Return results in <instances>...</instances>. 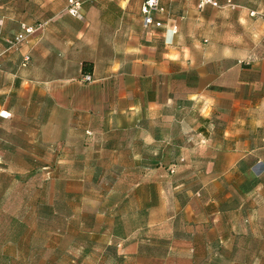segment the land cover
<instances>
[{
	"label": "crops",
	"instance_id": "crops-1",
	"mask_svg": "<svg viewBox=\"0 0 264 264\" xmlns=\"http://www.w3.org/2000/svg\"><path fill=\"white\" fill-rule=\"evenodd\" d=\"M67 1L0 0V111L12 116L0 119V142L9 143L5 131L14 123L24 125L26 136L23 144L9 143L2 156L24 158L29 166L26 158L56 151L64 157L75 142L87 141H95L91 147L100 157L125 151L132 160L123 167L121 187L131 192L121 195L120 204L132 194L142 196L135 224L121 230L116 221L123 216L117 219L113 209L84 210L93 216L91 225L84 223L89 218L80 224L91 239L87 246L103 237L104 252L134 264H264V248L254 255L264 229L254 223L257 216L241 218L239 209L229 207L237 198L223 184L231 177L264 182V57L244 62L225 56L220 46L237 40L228 30L248 19L252 7L201 10L200 0H160L152 15L157 27L145 25L146 0H85L82 19L68 14ZM24 27L35 32L11 48L8 40ZM86 67L92 82L83 81ZM245 103L247 121L240 114ZM225 108L220 143L216 116L209 114ZM246 122L248 131H241ZM177 137H183L186 164L175 170L185 176L176 182L173 165H160V159L174 155ZM214 157L223 163L206 160ZM85 167L78 188L87 181L89 187ZM118 171L116 165L102 170ZM164 183H171L172 196ZM215 184L219 192L211 195ZM187 188L195 191L176 200L177 190ZM241 188L234 185V191ZM257 189H248L247 197ZM144 190L151 193L144 197ZM242 219L247 225L241 231L234 221Z\"/></svg>",
	"mask_w": 264,
	"mask_h": 264
},
{
	"label": "rangeland",
	"instance_id": "rangeland-1",
	"mask_svg": "<svg viewBox=\"0 0 264 264\" xmlns=\"http://www.w3.org/2000/svg\"><path fill=\"white\" fill-rule=\"evenodd\" d=\"M236 2V5L241 7L247 8L250 5L252 10L250 8L248 19L245 18L239 22L238 28L228 30L235 39L237 37V40L223 41L220 44L222 52L225 56H238L244 62L254 56L264 57V0H236ZM228 63L229 61H225L224 67H227ZM246 107V103L241 105L240 114L241 118L243 117L242 119L247 121L249 112ZM227 111L229 110L225 108L222 114H209L213 118L216 116L218 124H216L215 130L218 131L216 135L220 143L223 141L220 138L222 136L225 138L222 131L226 129L225 124H220V118L227 116ZM31 127L38 128L34 123ZM247 127V122L244 125L241 123L239 129L241 131L245 129L246 132L248 131ZM23 128L22 123L8 126L5 135L10 140L7 141L14 145L26 142ZM157 128H159V132H162L160 127L157 126ZM193 129L196 130L195 133L199 131L198 123L193 125ZM257 134L259 133L257 132ZM243 135H247V133ZM187 137L191 136L187 135ZM246 137L241 144L246 143ZM177 138H180L177 140L181 142L172 152L174 155L160 159V165H173L171 172L175 173L176 182L185 176L183 172L177 173L175 170L186 164L183 156V137ZM188 138L187 143H189ZM9 143L0 142V264H134L133 261L119 259L117 253L111 250L104 252L103 237L95 239L98 246L96 244L87 246L91 239L84 233L87 228L80 225L83 219L88 220V218L89 220L84 223L88 226L92 224L93 216L87 215L84 210L102 213L103 211L110 212L113 209L116 212L113 215L117 219H121L123 216V219L116 221L121 230L134 226L137 218L136 211L140 208L139 198L142 196L132 194L125 203L120 204L121 195L131 192L127 188H122L121 184L123 176L126 175L123 174V167L132 160V157L127 156L125 151L113 157H100L97 156L99 152L91 147L96 144L95 141H87L82 144L75 142L76 148L64 157L57 154L56 151L57 156L53 154L47 158H26L30 168L33 169L31 171L29 166L23 162L24 158L2 156V149L5 150L7 146H10ZM89 147L92 149H88ZM209 159H212L211 163L216 165H220L224 161L223 158L215 157L206 160ZM46 163L49 164V167L44 169L42 165ZM100 163L102 164L101 170L97 171ZM84 164L86 167L83 169L82 178L85 181L89 180L90 183L89 187L87 181L85 187L78 188L76 184H78L77 179L81 174L79 170ZM111 165H116V169L120 171L118 173L102 172V170L109 169ZM9 166L12 168L11 171L7 169ZM223 182L228 193L237 198L236 203L229 207L239 209L241 218L248 217L249 213H252V216H257L254 223L264 229V182L249 183L243 177L237 179L231 177ZM111 184H115L117 187L112 188ZM234 185L241 186L242 191H234ZM163 187L172 196L171 183L168 188H166V183ZM254 187L261 189H257L256 194L252 193L247 197L248 189ZM219 189L220 185H216L215 188L209 189V193L216 195ZM144 191V197L151 193V190ZM194 191L195 188L179 189L175 198L184 201ZM239 192L243 195L236 194ZM88 197H90L89 200ZM240 203L242 206H239ZM170 208L172 205L169 202ZM232 218L234 219L233 212ZM234 222V227L238 230L246 229L247 224L243 219ZM261 235L263 236L262 242L255 245L256 253L254 255L256 256L260 255L259 251L264 248V232ZM207 255L205 254V256ZM244 255L240 254L239 258L242 259Z\"/></svg>",
	"mask_w": 264,
	"mask_h": 264
},
{
	"label": "built area",
	"instance_id": "built-area-1",
	"mask_svg": "<svg viewBox=\"0 0 264 264\" xmlns=\"http://www.w3.org/2000/svg\"><path fill=\"white\" fill-rule=\"evenodd\" d=\"M85 0H68L67 1V12L70 16L82 19L83 18V5ZM206 6H212L214 8H222V7H230L231 9H237L238 6L234 4L231 0H228L226 4H219L215 0H200L199 8L202 10ZM160 10V0H146L143 5V14L145 16V25L151 26L156 25L160 27V23H155L152 15L153 13ZM35 32V29L32 27H24L23 32L19 33L12 39L8 40V44L11 48H17L24 41L27 40L29 36H31ZM84 82H92L93 77L90 74H85L83 77ZM12 116L7 111H0V119H10Z\"/></svg>",
	"mask_w": 264,
	"mask_h": 264
},
{
	"label": "trees",
	"instance_id": "trees-1",
	"mask_svg": "<svg viewBox=\"0 0 264 264\" xmlns=\"http://www.w3.org/2000/svg\"><path fill=\"white\" fill-rule=\"evenodd\" d=\"M89 72H90L89 67H86V68L84 69V73H89Z\"/></svg>",
	"mask_w": 264,
	"mask_h": 264
}]
</instances>
